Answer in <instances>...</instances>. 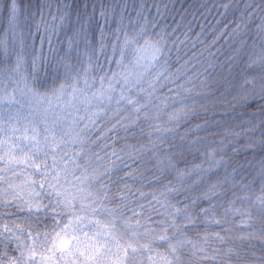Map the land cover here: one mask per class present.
<instances>
[{
  "label": "snow or ice",
  "instance_id": "obj_1",
  "mask_svg": "<svg viewBox=\"0 0 264 264\" xmlns=\"http://www.w3.org/2000/svg\"><path fill=\"white\" fill-rule=\"evenodd\" d=\"M0 264H264V0H0Z\"/></svg>",
  "mask_w": 264,
  "mask_h": 264
},
{
  "label": "trees",
  "instance_id": "obj_2",
  "mask_svg": "<svg viewBox=\"0 0 264 264\" xmlns=\"http://www.w3.org/2000/svg\"><path fill=\"white\" fill-rule=\"evenodd\" d=\"M129 2H133V0H129ZM189 3H198V2H203V0H188ZM213 15H215V12L213 13ZM218 18V17H217ZM201 24L205 25V29L207 30L209 27V23L207 21H205L203 18L198 17L197 18ZM209 21L211 22V24H215V20L212 19V17H209ZM197 31H199V28H197Z\"/></svg>",
  "mask_w": 264,
  "mask_h": 264
}]
</instances>
